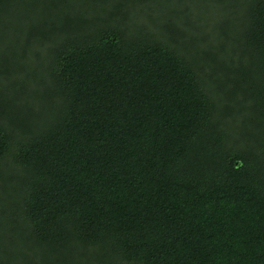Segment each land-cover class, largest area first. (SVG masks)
Here are the masks:
<instances>
[{
	"label": "trees",
	"instance_id": "1",
	"mask_svg": "<svg viewBox=\"0 0 264 264\" xmlns=\"http://www.w3.org/2000/svg\"><path fill=\"white\" fill-rule=\"evenodd\" d=\"M0 264H264V0H0Z\"/></svg>",
	"mask_w": 264,
	"mask_h": 264
}]
</instances>
